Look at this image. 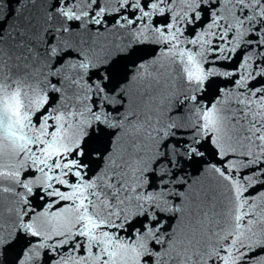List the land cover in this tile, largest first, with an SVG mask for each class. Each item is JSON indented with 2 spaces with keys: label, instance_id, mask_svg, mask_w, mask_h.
Here are the masks:
<instances>
[{
  "label": "snow or ice",
  "instance_id": "obj_1",
  "mask_svg": "<svg viewBox=\"0 0 264 264\" xmlns=\"http://www.w3.org/2000/svg\"><path fill=\"white\" fill-rule=\"evenodd\" d=\"M259 189L264 0H0V264H264Z\"/></svg>",
  "mask_w": 264,
  "mask_h": 264
},
{
  "label": "water",
  "instance_id": "obj_2",
  "mask_svg": "<svg viewBox=\"0 0 264 264\" xmlns=\"http://www.w3.org/2000/svg\"><path fill=\"white\" fill-rule=\"evenodd\" d=\"M12 6H13V7H16V5H15L14 2H13V5H12ZM145 99H147V98H145ZM259 192L264 193V189H259ZM254 194H255V193H254ZM0 199H4V197H3L2 195H0ZM0 211H2V210H0ZM257 211H258V213H259L260 211H264V207L258 209Z\"/></svg>",
  "mask_w": 264,
  "mask_h": 264
}]
</instances>
